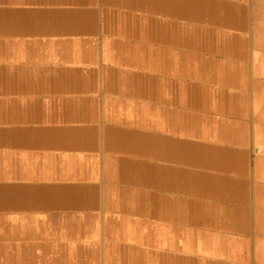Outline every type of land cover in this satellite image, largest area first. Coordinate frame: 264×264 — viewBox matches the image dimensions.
Instances as JSON below:
<instances>
[{
  "label": "crops",
  "instance_id": "obj_1",
  "mask_svg": "<svg viewBox=\"0 0 264 264\" xmlns=\"http://www.w3.org/2000/svg\"><path fill=\"white\" fill-rule=\"evenodd\" d=\"M0 264H264V0H0Z\"/></svg>",
  "mask_w": 264,
  "mask_h": 264
}]
</instances>
